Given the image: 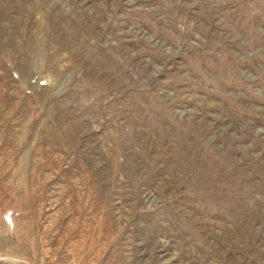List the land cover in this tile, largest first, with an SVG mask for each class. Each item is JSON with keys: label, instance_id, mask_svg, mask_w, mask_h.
<instances>
[{"label": "rangeland", "instance_id": "obj_1", "mask_svg": "<svg viewBox=\"0 0 264 264\" xmlns=\"http://www.w3.org/2000/svg\"><path fill=\"white\" fill-rule=\"evenodd\" d=\"M0 264H264V0H0Z\"/></svg>", "mask_w": 264, "mask_h": 264}]
</instances>
